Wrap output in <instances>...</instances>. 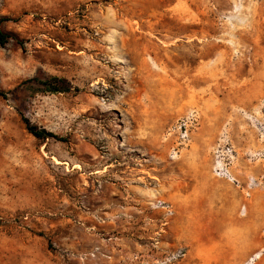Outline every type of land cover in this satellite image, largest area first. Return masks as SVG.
Wrapping results in <instances>:
<instances>
[{
    "label": "rangeland",
    "instance_id": "374dc122",
    "mask_svg": "<svg viewBox=\"0 0 264 264\" xmlns=\"http://www.w3.org/2000/svg\"><path fill=\"white\" fill-rule=\"evenodd\" d=\"M0 29V264H264V0H0Z\"/></svg>",
    "mask_w": 264,
    "mask_h": 264
},
{
    "label": "trees",
    "instance_id": "16d2710c",
    "mask_svg": "<svg viewBox=\"0 0 264 264\" xmlns=\"http://www.w3.org/2000/svg\"><path fill=\"white\" fill-rule=\"evenodd\" d=\"M11 39V36L5 34L0 29V45H6L8 41ZM38 81V80H35ZM43 85L46 87L48 92L52 93H63L70 91V86L67 80L65 79H59V78H52L49 81H46L43 83ZM7 95L5 92L0 91V98H6ZM24 123L26 125L27 130L37 139L39 140H47L50 138H57L54 134L46 131V130H40L38 127L32 125L29 120L24 119Z\"/></svg>",
    "mask_w": 264,
    "mask_h": 264
},
{
    "label": "built area",
    "instance_id": "2783aa9c",
    "mask_svg": "<svg viewBox=\"0 0 264 264\" xmlns=\"http://www.w3.org/2000/svg\"><path fill=\"white\" fill-rule=\"evenodd\" d=\"M221 173L224 175V177L228 178L230 181L235 182L236 179L231 175V173L228 170H224L222 168L219 169Z\"/></svg>",
    "mask_w": 264,
    "mask_h": 264
},
{
    "label": "bare ground",
    "instance_id": "6f19581e",
    "mask_svg": "<svg viewBox=\"0 0 264 264\" xmlns=\"http://www.w3.org/2000/svg\"><path fill=\"white\" fill-rule=\"evenodd\" d=\"M259 258V253L256 254L251 260L249 264H252L255 260H257Z\"/></svg>",
    "mask_w": 264,
    "mask_h": 264
}]
</instances>
